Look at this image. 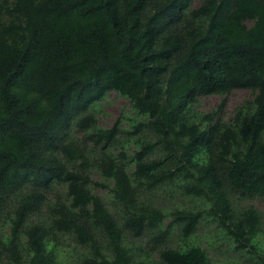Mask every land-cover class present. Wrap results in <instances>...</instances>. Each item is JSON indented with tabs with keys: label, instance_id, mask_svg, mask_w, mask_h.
Segmentation results:
<instances>
[{
	"label": "trees",
	"instance_id": "1",
	"mask_svg": "<svg viewBox=\"0 0 264 264\" xmlns=\"http://www.w3.org/2000/svg\"><path fill=\"white\" fill-rule=\"evenodd\" d=\"M254 200L264 0H0V264H264Z\"/></svg>",
	"mask_w": 264,
	"mask_h": 264
},
{
	"label": "rangeland",
	"instance_id": "2",
	"mask_svg": "<svg viewBox=\"0 0 264 264\" xmlns=\"http://www.w3.org/2000/svg\"><path fill=\"white\" fill-rule=\"evenodd\" d=\"M250 96H252V94L251 91L248 89H243V88L235 89L230 94L227 95L224 105L220 107L219 105L222 103L224 97L217 94L205 95L199 98V108L205 111H211L213 109L219 108L220 116L225 119H229L233 115L236 107ZM129 111H130L129 100L119 95L117 92L111 91L108 93L107 98L102 101L101 113L98 114V120L102 125L106 127H110L114 124V122L117 120L120 114H122L123 112L127 113ZM78 135L81 136V134ZM97 191L100 192L101 194H105L106 192L105 190H99V189ZM254 203L259 209L264 210L263 203L257 200H254ZM2 221L3 220L1 219L0 224L3 223ZM9 229L10 226L8 224L6 226V230ZM68 243L70 246L61 248V253L58 258L59 264H66V258L67 257L70 258L71 256L73 257V253L70 254L69 250H71L73 246H76V244L70 240ZM133 244L134 243L132 242L131 245ZM76 249L81 250L78 246L76 247ZM141 250H149L151 252V256L153 257V259L155 261L158 260V253L156 252V249H151L150 246H147L146 242H142ZM210 254L215 260L219 258L217 257L218 256L217 253L214 251H211ZM232 256H237L238 259L240 257L239 254L234 252H232Z\"/></svg>",
	"mask_w": 264,
	"mask_h": 264
},
{
	"label": "clouds",
	"instance_id": "3",
	"mask_svg": "<svg viewBox=\"0 0 264 264\" xmlns=\"http://www.w3.org/2000/svg\"><path fill=\"white\" fill-rule=\"evenodd\" d=\"M147 244V243H146Z\"/></svg>",
	"mask_w": 264,
	"mask_h": 264
}]
</instances>
